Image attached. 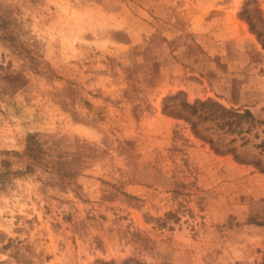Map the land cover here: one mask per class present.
Wrapping results in <instances>:
<instances>
[{
	"label": "rangeland",
	"instance_id": "374dc122",
	"mask_svg": "<svg viewBox=\"0 0 264 264\" xmlns=\"http://www.w3.org/2000/svg\"><path fill=\"white\" fill-rule=\"evenodd\" d=\"M0 264H264V0H0Z\"/></svg>",
	"mask_w": 264,
	"mask_h": 264
},
{
	"label": "trees",
	"instance_id": "16d2710c",
	"mask_svg": "<svg viewBox=\"0 0 264 264\" xmlns=\"http://www.w3.org/2000/svg\"><path fill=\"white\" fill-rule=\"evenodd\" d=\"M192 109H193L194 111L196 110L194 107H193ZM246 114H250V112H249V111H247V112H246Z\"/></svg>",
	"mask_w": 264,
	"mask_h": 264
}]
</instances>
